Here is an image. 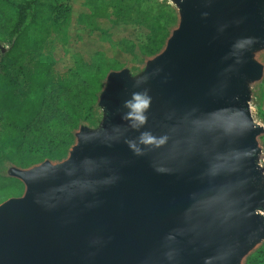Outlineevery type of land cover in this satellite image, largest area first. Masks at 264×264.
Here are the masks:
<instances>
[{
  "label": "water",
  "instance_id": "obj_1",
  "mask_svg": "<svg viewBox=\"0 0 264 264\" xmlns=\"http://www.w3.org/2000/svg\"><path fill=\"white\" fill-rule=\"evenodd\" d=\"M170 1L162 48L105 74L66 156L5 168L23 191L0 203V264H241L264 240V0Z\"/></svg>",
  "mask_w": 264,
  "mask_h": 264
},
{
  "label": "rangeland",
  "instance_id": "obj_2",
  "mask_svg": "<svg viewBox=\"0 0 264 264\" xmlns=\"http://www.w3.org/2000/svg\"><path fill=\"white\" fill-rule=\"evenodd\" d=\"M11 1L13 0H0V44L5 50L9 43L5 34L2 33V24L12 16ZM46 1L52 5L61 3L69 7V18L66 23H61L56 31L49 30L41 45L24 56L21 61V71L16 74L17 92L23 99L27 87L33 81L32 75L45 65L48 70L44 94L54 91L60 86L59 95L70 100L77 106V109L86 115L82 124L87 125H93L99 113L97 108L86 109L90 102L89 97L85 91V85L74 74V65L99 66L103 64L104 59L112 67H127L130 71L135 72L142 68L145 60L157 53L164 44L154 54H148L147 50H153L155 45L148 43L145 45L144 42L141 46L143 53L141 55L138 53L136 41L142 40L144 36L147 37V34L151 33H147L150 29L149 21L158 20L161 24L168 26L169 32L177 22L176 10L170 0ZM57 12L56 9L47 10L51 21L59 23L62 21V17ZM255 58L263 69L261 78L250 85L249 110L252 119L264 128V49L256 52ZM50 96L54 97V94ZM96 100L97 97L95 105ZM4 123V120L1 119L0 137L5 136L10 129L4 126ZM27 139L31 143L24 142V151L28 153L29 150H33L31 155L26 156V160L30 161L40 155L44 146L36 137L32 138V135H28ZM73 142L74 137H72V143L68 146L67 151ZM257 144L260 149L259 164L264 172V131L257 136ZM34 163L36 164V162L30 161L24 168ZM8 165L10 164L0 155V173L4 175ZM19 183L20 185L13 183L0 190V196L4 197H0V203L8 197L21 195L23 185L20 181ZM263 241L248 252L244 259L252 254ZM244 259L241 264H244ZM257 264H264V257Z\"/></svg>",
  "mask_w": 264,
  "mask_h": 264
},
{
  "label": "trees",
  "instance_id": "obj_3",
  "mask_svg": "<svg viewBox=\"0 0 264 264\" xmlns=\"http://www.w3.org/2000/svg\"><path fill=\"white\" fill-rule=\"evenodd\" d=\"M10 4L12 16L2 24V33L9 46L0 53V121L3 119V125L10 129L5 136L0 137V155L8 164L24 168L30 161L39 163L44 159H62L72 143L73 130L85 121L86 115L70 100L59 95L60 86L44 94L48 70L45 65L32 75L33 81L27 87L23 99L17 92L16 74L21 71L24 56L41 45L49 30L56 31L61 23L68 21L70 8L61 3L52 5L46 0H13ZM55 9L62 17L59 23L51 21L47 13V10ZM149 25L147 33H151L136 41L140 55L144 42L145 45H155L153 50H147L148 54H154L168 36L167 25L156 19L149 21ZM119 68L112 67L104 59L99 66L74 65V74L85 85L89 97L86 109H96L94 102L105 74ZM52 94L54 97L50 96ZM28 135L36 137L44 146L40 155L30 161L26 160V156L31 155L33 150L28 153L24 151V142L31 143L27 139ZM13 183L20 185L17 179L0 173V190ZM0 197L4 198L3 195ZM263 257L264 241L244 259V264H257Z\"/></svg>",
  "mask_w": 264,
  "mask_h": 264
},
{
  "label": "clouds",
  "instance_id": "obj_4",
  "mask_svg": "<svg viewBox=\"0 0 264 264\" xmlns=\"http://www.w3.org/2000/svg\"><path fill=\"white\" fill-rule=\"evenodd\" d=\"M137 99H139V97H137ZM133 107L136 109H139L141 107V105L139 103H137V104L133 105Z\"/></svg>",
  "mask_w": 264,
  "mask_h": 264
}]
</instances>
